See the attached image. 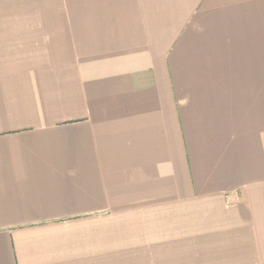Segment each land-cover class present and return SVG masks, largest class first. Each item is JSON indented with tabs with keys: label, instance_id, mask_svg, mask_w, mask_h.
Returning <instances> with one entry per match:
<instances>
[{
	"label": "crops",
	"instance_id": "obj_1",
	"mask_svg": "<svg viewBox=\"0 0 264 264\" xmlns=\"http://www.w3.org/2000/svg\"><path fill=\"white\" fill-rule=\"evenodd\" d=\"M263 242L264 0H0V264Z\"/></svg>",
	"mask_w": 264,
	"mask_h": 264
},
{
	"label": "rangeland",
	"instance_id": "obj_2",
	"mask_svg": "<svg viewBox=\"0 0 264 264\" xmlns=\"http://www.w3.org/2000/svg\"><path fill=\"white\" fill-rule=\"evenodd\" d=\"M232 200H234V202H237L238 200H239V196H237V198L235 199V198H232ZM228 201V200H227ZM234 202L233 201H229V203H227V205L226 206H228V207H234ZM232 205V206H231ZM257 207H259V205H260V202H257L256 204H255ZM190 213H193V212H191V211H189ZM262 245H263V247H264V242L262 243ZM264 260V259H263Z\"/></svg>",
	"mask_w": 264,
	"mask_h": 264
}]
</instances>
